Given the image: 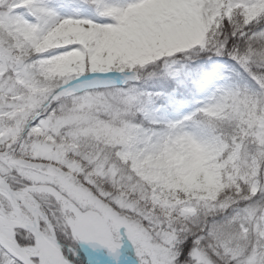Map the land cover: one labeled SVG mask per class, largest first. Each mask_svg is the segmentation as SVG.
Returning <instances> with one entry per match:
<instances>
[{"label":"snow or ice","instance_id":"6c2138e0","mask_svg":"<svg viewBox=\"0 0 264 264\" xmlns=\"http://www.w3.org/2000/svg\"><path fill=\"white\" fill-rule=\"evenodd\" d=\"M0 264H264V0H0Z\"/></svg>","mask_w":264,"mask_h":264},{"label":"rangeland","instance_id":"374dc122","mask_svg":"<svg viewBox=\"0 0 264 264\" xmlns=\"http://www.w3.org/2000/svg\"><path fill=\"white\" fill-rule=\"evenodd\" d=\"M142 46L145 48V49H147L148 47H149V42H143L142 43ZM151 46L154 48V47H156V41L155 40H153V41H151ZM191 110V106H185L184 108H182L181 110H180V112H181V114H185L186 112H188V111H190Z\"/></svg>","mask_w":264,"mask_h":264}]
</instances>
